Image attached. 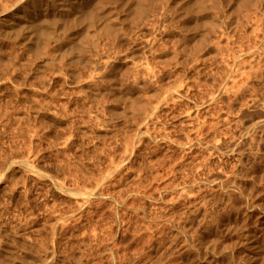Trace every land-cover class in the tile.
Listing matches in <instances>:
<instances>
[{
  "label": "rangeland",
  "instance_id": "374dc122",
  "mask_svg": "<svg viewBox=\"0 0 264 264\" xmlns=\"http://www.w3.org/2000/svg\"><path fill=\"white\" fill-rule=\"evenodd\" d=\"M50 1L0 0V264H246L264 0Z\"/></svg>",
  "mask_w": 264,
  "mask_h": 264
},
{
  "label": "bare ground",
  "instance_id": "6f19581e",
  "mask_svg": "<svg viewBox=\"0 0 264 264\" xmlns=\"http://www.w3.org/2000/svg\"><path fill=\"white\" fill-rule=\"evenodd\" d=\"M46 1V0H45ZM66 1V0H65ZM72 1V0H71ZM69 2L70 4L72 3V2ZM92 1V0H91ZM47 2H48V0H47ZM51 2H53L52 0L50 1V3ZM82 1L81 0H74L73 1V4L70 6V7H68L67 5H65V3H61L60 4V9L58 10L59 12H58V16H68V17H70V18H73L74 16H75V12H76V10L78 9L79 10V8L81 7L80 5H83L82 3H81ZM85 2H87L86 0H85ZM67 3V2H66ZM86 4V3H85ZM84 4V5H85ZM89 4H91V2L89 3ZM53 4L51 3V6H52ZM80 6V7H79ZM50 7V6H49ZM83 7V6H82ZM90 7V6H89ZM88 7V8H89ZM41 8H43V7H41ZM51 9H52V7H50ZM84 8V7H83ZM85 8H87L86 6H85ZM86 9V10H88V11H82L83 13H86V14H88V12H89V10H91V9ZM21 9V8H20ZM19 9V10H20ZM48 9V7L45 9V8H43L42 9V11H44V10H47ZM55 9V8H54ZM81 9V8H80ZM22 10V9H21ZM24 10V9H23ZM38 10V9H37ZM56 10V9H55ZM54 10V11H55ZM41 11V12H42ZM57 11V10H56ZM95 11V10H94ZM20 12V11H19ZM32 12V11H31ZM37 12V11H36ZM52 12V11H51ZM50 12V13H51ZM78 12V11H77ZM80 12V11H79ZM81 12V13H82ZM91 12H93V11H91ZM23 13V12H22ZM27 14H22V15H20L19 17H16L17 18V20H15V23H13L12 25L13 26H15V28L17 29V26L18 27H21L23 30L24 29H27V30H29L30 31V29L33 31V24H32V19H33V17H34V13L33 14H28V12H26ZM40 13V12H39ZM43 13V12H42ZM41 13V14H42ZM47 13V12H46ZM53 13V12H52ZM75 13V14H74ZM93 13H96V12H93ZM93 13L91 14V16L93 15ZM55 14H56V12H55ZM38 15V14H37ZM43 15H45V18L43 17V21H44V23L43 24H45V25H47V23H48V30L46 31L47 33H49L50 32V28H49V26H50V24H49V20H52V19H55L56 20V18L58 19L59 17L57 16V17H55V18H52L53 16H51V15H46V14H43ZM90 15V14H89ZM95 15V14H94ZM98 15V14H97ZM82 16H84V15H82ZM89 17V19L91 20V18L92 17ZM14 17V16H13ZM40 17H42V16H40ZM85 17V16H84ZM96 17V16H95ZM104 17V16H103ZM52 18V19H51ZM87 18V17H86ZM94 18V17H93ZM14 19V18H13ZM13 19H12V21H13ZM37 19L38 18H36V22H38L37 21ZM42 19V18H41ZM63 19H65V18H63ZM88 19V18H87ZM89 19L88 20H86L85 18H84V20H85V22L86 21H89ZM39 20V19H38ZM59 21H60V19H58ZM84 20H83V23H85L84 22ZM104 20H105V18H104ZM39 21H41V20H39ZM43 21H41L40 23L38 22V24L36 23L35 25H36V27L39 25V24H41ZM58 21V22H59ZM62 21V20H61ZM57 22V23H58ZM65 22V21H64ZM64 22H60V24L63 26V25H65V24H62V23H64ZM93 22H95V21H93ZM82 23V24H83ZM90 23H92V21H90ZM96 23V22H95ZM94 23V24H95ZM107 23V22H106ZM15 24V25H14ZM43 24L42 25H40L41 26V30H37L36 29V27H34L37 31H38V33L39 34H43V32H40V31H42L43 29H42V27H43ZM86 24H87V22H86ZM100 24V23H99ZM34 25V26H35ZM44 25V26H45ZM66 25H67V21H66ZM66 25H65V27H66ZM79 25V24H78ZM95 25H97V24H95ZM7 26H9V25H7ZM81 26V25H80ZM84 26V25H83ZM91 26V25H90ZM90 26H88V28L90 27ZM46 27V26H45ZM58 27V29L60 28L63 32H65L64 30H65V28H61L60 27V25L59 26H57L56 25V28ZM85 27H87V26H85ZM8 28V27H7ZM20 28V29H21ZM55 28V29H56ZM69 28H71V27H69ZM75 27L73 26V29H74ZM10 29V28H9ZM19 29V30H20ZM52 29V28H51ZM57 29V30H58ZM76 29V28H75ZM74 29V30H75ZM18 30V29H17ZM23 30H20L21 32L23 31ZM74 30H73V32H74ZM9 31V30H8ZM28 31V32H29ZM54 31V30H53ZM67 31V30H66ZM69 31H70V29H69ZM72 31V30H71ZM5 32H7V30H5ZM27 32V31H26ZM45 32V31H44ZM45 32V33H46ZM75 32H78V31H75ZM22 33H24V32H22ZM31 33V32H30ZM32 34V33H31ZM38 34V35H39ZM65 34H66V32H65ZM71 34V33H70ZM37 35V36H38ZM40 35V36H41ZM46 35H44V37H45ZM64 36V35H63ZM43 37V36H42ZM47 37V36H46ZM65 40V39H64ZM63 43H65V42H63ZM60 44V43H59ZM62 44V43H61ZM66 44V43H65ZM63 45V44H62ZM61 45V46H62ZM64 46V45H63ZM66 46V45H65ZM61 48V47H60ZM62 49H63V47H62ZM248 127V126H247ZM264 127V120H260V121H257V122H255L254 124L252 123V125L251 126H249L248 127V129H246V132H245V134L243 135V136H247L249 133H254V131H256V130H258V129H262ZM143 133V132H142ZM145 133V132H144ZM244 138V137H243ZM213 147V146H212ZM227 153H231V151L229 150V152L227 151ZM233 154V153H232ZM21 163H23V162H21ZM22 165V164H21ZM25 169L26 170H28V171H33V169L29 166V165H25ZM263 175V174H262ZM264 176V175H263ZM262 177V176H261ZM262 180V179H261ZM263 181H264V179H263ZM215 183V182H214ZM236 186V185H235ZM264 186V185H263ZM236 187H238V186H236ZM240 189V188H239ZM259 189V188H258ZM262 189V188H261ZM261 191V190H260ZM245 192V191H244ZM91 193V192H90ZM260 193H263V192H260ZM95 194H97V193H95ZM85 195H87V194H85ZM100 195V194H99ZM264 195V194H263ZM97 196V195H96ZM98 197V196H97ZM100 197V196H99ZM249 197V196H248ZM261 197V196H260ZM89 198H91V197H89ZM246 198V197H245ZM250 199H252V198H250ZM264 199V198H263ZM261 200V199H260ZM264 201V200H263ZM247 204V203H246ZM253 204H255V203H253ZM260 204V203H259ZM263 204V203H262ZM249 206V205H248ZM250 206H251V204H250ZM253 207H255L256 205H252ZM251 206V207H252ZM258 207H261V205H258ZM250 208V207H249ZM249 208L248 209H246L245 210V208H244V210L246 211V212H244V213H247L248 211L247 210H249ZM257 208V207H256ZM262 208H263V205H262ZM255 209V208H254ZM261 209V208H260ZM255 211V210H254ZM257 211H258V209H257ZM254 213V212H253ZM258 213V219H259V221H260V224H261V227H264V211H259V212H257ZM256 213V214H257ZM250 214V213H249ZM255 214V215H256ZM244 216V215H243ZM249 216V215H248ZM252 216V215H251ZM255 216H253V218H254ZM245 218V217H244ZM249 218H251V217H249ZM242 219V218H241ZM241 219H240V221H241ZM246 219V218H245ZM252 219V218H251ZM254 219H256L257 220V218H254ZM244 220V219H243ZM251 221H254V220H251ZM256 222V221H255ZM257 223V222H256ZM252 224H254L255 225V223H252ZM251 224V225H252ZM259 224V225H260ZM229 225V224H228ZM250 225V223H249V226H251ZM256 227V226H255ZM260 226H258V228H259ZM253 228V227H252ZM217 229V228H216ZM240 229V228H239ZM246 229H248V228H246ZM257 229V228H256ZM254 230V231H252V232H250L249 234H246L245 235V237L241 240V242H240V244L239 243H237V242H239L238 241V238H237V242L236 241H234L235 243H237L238 245H239V248H240V250L242 251V254H243V257H245L246 259H247V263L246 264H258V262H259V259L262 261V259L264 258L263 256L264 255H262L261 253H262V242L264 241V239H263V230H264V228L263 229H259V230ZM233 230V229H232ZM236 232V231H235ZM244 232V231H243ZM213 233V232H212ZM218 234V233H217ZM237 234V233H236ZM244 233H241V235H243ZM237 236V235H236ZM234 237V236H233ZM240 238H241V236H239ZM210 238V237H209ZM217 239V238H216ZM262 239H263V241H262ZM209 240V239H208ZM211 240V239H210ZM219 240V239H218ZM236 240V239H235ZM221 241V240H220ZM232 241V240H231ZM208 242V241H207ZM222 243V242H221ZM224 243H226V242H223V244ZM231 243V242H230ZM264 243V242H263ZM205 244V243H204ZM222 244V245H223ZM227 244H228V242H227ZM232 244H234V243H232ZM261 244V245H260ZM212 245V244H211ZM226 245V244H225ZM225 245H223V246H225ZM235 246H236V244H234ZM233 245V247L234 248H237L238 247V245H237V247H235ZM210 246V245H209ZM263 246H264V244H263ZM201 247V246H200ZM203 247V246H202ZM207 248H208V246H206ZM228 247V246H227ZM232 247V248H233ZM221 248V247H220ZM226 248V247H225ZM225 248H221L222 249V251H223V249H225ZM233 248V249H234ZM227 249V248H226ZM230 249V248H229ZM228 249V250H229ZM238 249V248H237ZM264 249V248H263ZM209 250V249H208ZM231 250V249H230ZM229 250V251H230ZM262 250V251H261ZM224 251H226V250H224ZM223 251V252H224ZM211 252V251H210ZM233 252V251H232ZM228 253H230V252H228ZM237 253H239V252H237ZM236 253V254H237ZM234 254V253H233ZM263 254H264V252H263ZM211 255H212V253H211ZM210 255V256H211ZM222 255V254H221ZM224 255H226V254H224ZM228 255V254H227ZM239 255H241L240 253H239ZM238 255V256H239ZM262 255V256H261ZM209 256V257H210ZM214 256V255H213ZM231 257H233V256H231ZM260 257H262V258H260ZM235 259H236V257H235ZM235 259H233V260H235ZM244 259V258H243ZM238 261H239V259H238ZM238 261H236L235 262V264H238L237 262ZM241 261V260H240ZM239 261V262H240ZM244 261V260H243ZM243 261H242V264H245V262L243 263ZM212 262V261H211ZM263 262V261H262ZM214 263V262H213ZM234 263V262H233ZM260 263V262H259ZM241 264V263H240ZM262 264H264V263H262Z\"/></svg>",
  "mask_w": 264,
  "mask_h": 264
}]
</instances>
